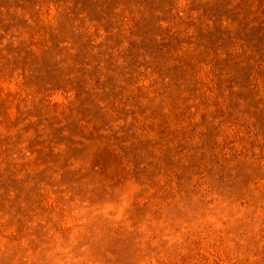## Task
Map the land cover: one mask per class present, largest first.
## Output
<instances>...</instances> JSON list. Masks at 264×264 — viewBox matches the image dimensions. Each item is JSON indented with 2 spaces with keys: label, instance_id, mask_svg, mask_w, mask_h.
I'll use <instances>...</instances> for the list:
<instances>
[{
  "label": "rangeland",
  "instance_id": "rangeland-1",
  "mask_svg": "<svg viewBox=\"0 0 264 264\" xmlns=\"http://www.w3.org/2000/svg\"><path fill=\"white\" fill-rule=\"evenodd\" d=\"M0 264H264V0H0Z\"/></svg>",
  "mask_w": 264,
  "mask_h": 264
}]
</instances>
